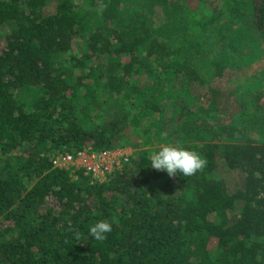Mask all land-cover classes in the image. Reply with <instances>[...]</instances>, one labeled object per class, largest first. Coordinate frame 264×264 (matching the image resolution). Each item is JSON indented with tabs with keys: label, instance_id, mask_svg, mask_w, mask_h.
Segmentation results:
<instances>
[{
	"label": "trees",
	"instance_id": "trees-1",
	"mask_svg": "<svg viewBox=\"0 0 264 264\" xmlns=\"http://www.w3.org/2000/svg\"><path fill=\"white\" fill-rule=\"evenodd\" d=\"M48 1L0 0V264H264V134L245 142L243 126L223 125L217 92L198 109L182 97L207 85L191 51L213 78L247 65L264 0L219 12L213 0H57L44 14ZM263 90L249 92L261 126ZM176 141L203 171L150 167ZM87 146L136 158L95 185L52 168L54 154ZM105 219L113 230L98 242L89 227Z\"/></svg>",
	"mask_w": 264,
	"mask_h": 264
},
{
	"label": "rangeland",
	"instance_id": "rangeland-1",
	"mask_svg": "<svg viewBox=\"0 0 264 264\" xmlns=\"http://www.w3.org/2000/svg\"><path fill=\"white\" fill-rule=\"evenodd\" d=\"M122 1L124 4H128V0ZM187 2L192 10H200L201 5L203 4L202 2H205V0H188ZM222 2L223 0H213V5L211 7L212 11L219 12L224 10L226 6L220 5ZM56 5L57 0L48 1L42 8L43 13H52L55 10ZM184 35H182V41H184L183 37L189 36V33L185 32ZM190 47H192V45ZM183 52H187V49ZM191 55L194 58L199 59V61L196 62V69L202 77L201 79L205 81L207 85L206 88L196 91L197 95L188 94L189 92H187L186 95H182L185 103L192 105L189 106L192 109L196 107V109H198L199 106L208 105L211 100L215 99L209 98L210 96H213L215 92L219 93V95H222L223 97L215 100L218 101L219 104L218 111L222 119V124L234 127L243 126L246 129V133L248 131L250 132L248 133V136H246L245 142H255L258 140L259 137L264 134V126H261L260 122H256L250 118V112L255 110L256 102H250L253 101V98H250L249 92L258 94L264 89H261L263 85L261 80H264V35L259 37V44L254 48V55L247 60V65L241 68V71L219 72L213 78L207 65L211 64V59L206 58L207 56H205L204 53L201 54V56H197L191 51ZM177 78L174 80L175 83L177 81L181 83L180 77ZM197 96H200L201 98H196ZM193 101H196L197 103H192ZM263 102L264 99L259 101V104L261 105ZM141 149L149 150L151 148L147 149L146 147H142ZM222 167L223 176L224 178H227L228 185L230 188H235L237 186L236 174L224 170V166Z\"/></svg>",
	"mask_w": 264,
	"mask_h": 264
},
{
	"label": "built area",
	"instance_id": "built-area-1",
	"mask_svg": "<svg viewBox=\"0 0 264 264\" xmlns=\"http://www.w3.org/2000/svg\"><path fill=\"white\" fill-rule=\"evenodd\" d=\"M136 151L132 147L95 150L87 146L76 152L54 154L51 164L53 169L68 171L75 179L83 174L92 185L103 184L135 159Z\"/></svg>",
	"mask_w": 264,
	"mask_h": 264
},
{
	"label": "clouds",
	"instance_id": "clouds-1",
	"mask_svg": "<svg viewBox=\"0 0 264 264\" xmlns=\"http://www.w3.org/2000/svg\"><path fill=\"white\" fill-rule=\"evenodd\" d=\"M150 167L156 171H165L168 176L176 177L181 174L191 177L204 170L207 160L195 149L186 147L180 141L174 143H161L150 152ZM114 221L108 219L99 220L89 227V235L98 242L107 239V234L113 230ZM72 231V229H70ZM83 234L76 230L74 239L79 241Z\"/></svg>",
	"mask_w": 264,
	"mask_h": 264
}]
</instances>
